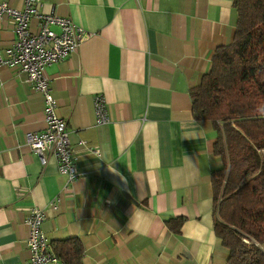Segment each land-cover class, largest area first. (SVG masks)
I'll return each mask as SVG.
<instances>
[{
	"label": "crops",
	"instance_id": "obj_1",
	"mask_svg": "<svg viewBox=\"0 0 264 264\" xmlns=\"http://www.w3.org/2000/svg\"><path fill=\"white\" fill-rule=\"evenodd\" d=\"M39 11L88 33L45 70L78 175L68 182L54 157L41 165L31 151L25 134L45 128L44 96L19 67L1 66L0 264L28 259L23 217L32 206L50 242L80 239L83 264H226L213 231L217 131L194 118L190 91L233 40V0H40ZM14 40L4 17L0 54ZM96 95L105 124L95 120ZM176 217L178 232L166 224Z\"/></svg>",
	"mask_w": 264,
	"mask_h": 264
},
{
	"label": "trees",
	"instance_id": "obj_2",
	"mask_svg": "<svg viewBox=\"0 0 264 264\" xmlns=\"http://www.w3.org/2000/svg\"><path fill=\"white\" fill-rule=\"evenodd\" d=\"M234 37L216 49L210 70L190 91L193 116L213 123V231L226 264H264V0H233ZM182 217L166 220L178 232ZM246 239L248 242H245ZM65 264H83L77 237L51 241Z\"/></svg>",
	"mask_w": 264,
	"mask_h": 264
},
{
	"label": "built area",
	"instance_id": "obj_3",
	"mask_svg": "<svg viewBox=\"0 0 264 264\" xmlns=\"http://www.w3.org/2000/svg\"><path fill=\"white\" fill-rule=\"evenodd\" d=\"M23 4L22 8H14L0 2V23L4 17H9L15 34L13 44L0 54V67H19L31 87L43 94L46 126L40 132H27L26 143L38 156L41 165L47 163L49 156L54 157L59 173L71 182L78 175L75 155L70 148L67 122L56 113V100L45 70L75 53L88 33L68 17L41 13L40 0H23ZM32 18L38 21L35 30L30 26ZM52 26L58 30L52 29ZM93 106L96 123H107L109 118L102 95L95 96ZM44 218L40 207L27 209L23 221L28 228L26 246L29 257L19 264H65L57 257L42 230Z\"/></svg>",
	"mask_w": 264,
	"mask_h": 264
}]
</instances>
